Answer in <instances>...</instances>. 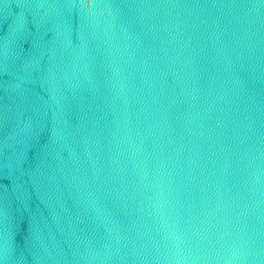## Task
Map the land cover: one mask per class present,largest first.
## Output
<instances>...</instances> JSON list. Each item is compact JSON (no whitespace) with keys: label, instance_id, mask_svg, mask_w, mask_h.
Wrapping results in <instances>:
<instances>
[{"label":"water","instance_id":"1","mask_svg":"<svg viewBox=\"0 0 264 264\" xmlns=\"http://www.w3.org/2000/svg\"><path fill=\"white\" fill-rule=\"evenodd\" d=\"M0 264H264V0H0Z\"/></svg>","mask_w":264,"mask_h":264}]
</instances>
